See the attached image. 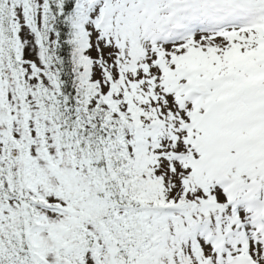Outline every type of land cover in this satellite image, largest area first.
<instances>
[{
  "label": "snow or ice",
  "instance_id": "obj_1",
  "mask_svg": "<svg viewBox=\"0 0 264 264\" xmlns=\"http://www.w3.org/2000/svg\"><path fill=\"white\" fill-rule=\"evenodd\" d=\"M0 264H264V0H0Z\"/></svg>",
  "mask_w": 264,
  "mask_h": 264
}]
</instances>
